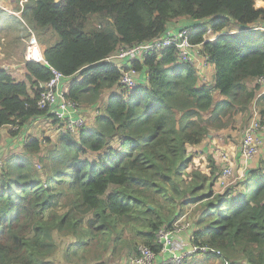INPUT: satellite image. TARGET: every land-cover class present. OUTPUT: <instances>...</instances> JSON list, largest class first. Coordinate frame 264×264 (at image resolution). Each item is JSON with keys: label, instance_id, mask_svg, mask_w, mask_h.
Masks as SVG:
<instances>
[{"label": "trees", "instance_id": "trees-1", "mask_svg": "<svg viewBox=\"0 0 264 264\" xmlns=\"http://www.w3.org/2000/svg\"><path fill=\"white\" fill-rule=\"evenodd\" d=\"M257 3L264 0L27 1L23 16L44 61H27L24 81L0 68V130L16 139L33 119L60 124L38 106L53 70L71 80L68 100L100 109L78 134H60L43 174L35 166L43 143L35 138L2 161L0 264H57V256L77 264L81 251L106 264L107 254L122 260L140 245L158 253L157 232L193 207L190 242L208 254L188 264H202L197 256L204 264H264V150L247 161L234 144L216 143L206 165L195 164L206 142L247 126L255 103L264 124V96L257 100L264 32L252 30L264 23V7ZM183 19L200 23L189 28L190 40L210 57L212 83L166 48L130 62L138 86H121V67L108 58ZM209 29L230 34L207 42ZM230 165L234 179L222 190ZM126 229L136 237L131 243Z\"/></svg>", "mask_w": 264, "mask_h": 264}, {"label": "built area", "instance_id": "built-area-1", "mask_svg": "<svg viewBox=\"0 0 264 264\" xmlns=\"http://www.w3.org/2000/svg\"><path fill=\"white\" fill-rule=\"evenodd\" d=\"M3 7L0 4V10ZM252 30L264 32V23H258ZM220 35L215 34L209 37L207 41L212 42ZM35 43V42H34ZM166 48H175L178 51V57L183 63L193 67L203 83H209L208 71L212 65L210 57L203 52L202 45H194L190 40L188 29H182L178 32H167L151 42L142 43L130 47H122L118 52L108 58V61L114 62L121 67L122 77L119 84L128 90H134L138 86L139 74L127 64L147 57L148 55ZM26 59L28 62L44 61L42 52L37 43L29 45ZM124 62L126 64H124ZM64 76L53 70V78L45 85H41L42 93L38 102L41 110H48L62 125L64 131L76 135L86 126V120L83 116V108L77 102L66 98V91L61 88V82ZM257 83L260 85V92L257 100L264 96V77ZM99 113V112H98ZM12 130H19L18 126L11 127ZM240 149L245 160L256 158L263 149L262 135L264 133V124L260 112L253 107V114L247 126L241 129ZM222 157L228 160V157L221 152ZM0 162V166H1ZM234 179L233 165L225 167L221 176L219 187L224 190L232 184ZM188 214L180 217L179 221L174 222L169 228H161L157 234L158 244L161 245L160 252H155L147 246L140 245L137 253L128 258L118 260L115 264H188L190 258L198 254H208L206 248H197L189 252L177 254L174 249L173 237L190 230L192 227ZM179 219V218H178ZM220 254V253H219Z\"/></svg>", "mask_w": 264, "mask_h": 264}, {"label": "crops", "instance_id": "crops-1", "mask_svg": "<svg viewBox=\"0 0 264 264\" xmlns=\"http://www.w3.org/2000/svg\"><path fill=\"white\" fill-rule=\"evenodd\" d=\"M27 1L28 0H0V4L3 7V9L0 10V68H4L5 70H7L13 78L19 81L25 80L26 72H25L24 65L27 62V59H26V54L28 50L27 48L29 47V45L32 44V42L37 43L38 46L40 47L36 39V36L33 34L29 35L30 31H28L27 29V25L25 23V19L23 16ZM191 24H194L191 20L189 21L187 19H183L177 23H173L170 27L171 29L169 30V32H178L182 29L187 28L188 25H191ZM191 27H188V28H191ZM212 35H214L213 32H212ZM17 46H20L21 49L17 50L16 48ZM40 49L42 52L41 47ZM124 64L126 63L124 62ZM213 75H214V67H211V69H209L208 71L210 84L213 81V78H212ZM70 82H71L70 79L63 80L61 82V88H63L64 91H67L70 85ZM89 109L83 108L82 110L83 114L87 112ZM41 123L46 126L49 125L51 127L50 124H52V121L50 119H47V117H39L37 119H33L26 125V127L21 132V135L16 139L10 136V131H11L10 128H4L0 130V135L4 134L6 136V138L4 139V144L0 143V162L1 164H2V161L6 160L7 156L5 155L9 151V148H8L9 146H11L12 149L14 150L19 149L23 153L22 144H23L24 139L26 138L34 139L35 138L39 140L38 138L39 136H37L39 135L38 128H37L39 126H36V125H41ZM88 124L89 122L86 121V126ZM59 125L61 124H57V125L53 124V126H59ZM63 130L64 129L62 127L61 129L56 130V131H55V128H53L52 134L55 135L57 133L60 135L63 132ZM227 132L229 134L230 130L223 131L219 133L218 135L220 137L222 136L223 133L225 134ZM262 139H263V149L262 150H264V133L262 135ZM216 143L219 144L217 138L214 139L212 142H206L202 147L197 149V151L199 152V155H196V159H195L196 166L206 165L205 163L206 155L209 152V148L213 147ZM219 145H222V143ZM224 148H225V144H224ZM236 157H238V154ZM251 166L253 167L254 164ZM186 212L185 214L189 215L190 212L188 211ZM192 236H193V232L190 230H187L183 232L182 234H179L173 237L174 249L177 254H180L183 252H189L193 249L192 243L190 242ZM198 257L203 258V256H197L196 260H198Z\"/></svg>", "mask_w": 264, "mask_h": 264}, {"label": "rangeland", "instance_id": "rangeland-1", "mask_svg": "<svg viewBox=\"0 0 264 264\" xmlns=\"http://www.w3.org/2000/svg\"><path fill=\"white\" fill-rule=\"evenodd\" d=\"M264 7V3H257V8H263ZM188 20V19H187ZM190 21V20H189ZM192 21V20H191ZM210 20H208L207 22H209ZM194 24H191L192 25V27H194V26H196V25H200V23H197V22H194V21H192ZM211 22V24H213L215 21H210ZM190 24V23H189ZM191 25H188V27H191ZM188 27L186 28V29H188ZM189 30V29H188ZM212 30L211 29H209V31H208V34H207V36H206V38H209V37H212ZM189 33H190V31H189ZM217 34H219V35H222V34H230V33H228L227 32V30H225V31H223L222 33H217ZM31 44V43H30ZM32 44H35L34 42H32ZM31 44V45H32ZM41 47V46H40ZM17 48V50H20L21 49V47L20 46H17L16 47ZM28 49V48H27ZM27 55V54H26ZM8 69V68H7ZM210 84V83H209ZM84 109H89V108H84ZM99 109H100V105L99 104H97V106H95L94 108H91V109H89L87 112H85L83 115L85 116V119H86V121H88L89 122V126L94 122V118H95V116L98 114V111H99ZM88 114V115H87ZM92 116V117H91ZM91 117V118H90ZM51 125V127L48 125V126H46V125H44V124H42L41 123V125H36V126H39V127H37L38 128V132H39V135H37V136H39L38 138H39V140H41V142L43 143V150H42V152H41V154L40 155H38V156H36V160H35V166H36V170L40 173V174H43L44 173V165H45V162H46V160H47V157H48V155L50 154V153H52V152H54L55 150H57L58 148H57V146H56V139H58L59 138V134H55V135H53L52 134V132H53V128H55V131L56 130H59V129H61V125H59V126H53V124H50ZM239 126H240V124L237 126V129H235V131H234V133L232 134V136H230L229 134H228V132L227 133H223L222 134V136H218L217 137V140H218V142H219V144H226V145H230V144H234L236 147H239L240 148V141H241V129H238L239 128ZM64 131V130H63ZM36 136V137H37ZM6 138V136L4 135V134H2V135H0V143L1 144H4V139ZM27 139V138H26ZM228 139V140H227ZM48 140H53V141H51V142H49ZM56 147V148H55ZM214 147V146H213ZM219 145H216V148L214 149V148H212V150L214 151V153L215 152H217V151H219ZM9 148V151H8V153L5 155V156H7L8 155V157L10 156V155H17V154H19L20 152H21V150H19V149H16V150H14V149H12V147L11 146H9L8 147ZM196 161V160H195ZM2 166V165H1ZM1 166H0V168H1ZM219 190V189H218ZM190 209H193V210H190ZM195 209L196 208H187L186 210H188V212H190L189 213V215H187V218L188 219H190L191 218V222L193 223V221H194V211H195ZM187 213V212H186ZM185 214V213H184ZM190 217V218H189ZM180 220V218L179 219H177L176 221H179ZM175 221V222H176ZM136 239V237H135V235L131 232V231H129L128 229H126V231H125V234H124V240H126L128 243H131V242H133L134 240ZM69 243H70V240H69ZM120 256H122V255H120ZM79 257V258H78ZM77 258H76V263L77 264H96V262H93L92 260H91V258L89 257V255H87V253H84V251H81L80 253H79V256H78ZM119 257V256H118ZM83 258V259H82ZM120 258H113V255L112 254H107V256L105 257V262H106V264H115L118 260H119ZM56 260H57V264H68L65 260H64V258H63V256H57L56 257ZM202 260V258L201 257H198V261H200V263H202V264H204V261L205 260H203V261H201ZM212 264H218V262H214V263H212Z\"/></svg>", "mask_w": 264, "mask_h": 264}, {"label": "clouds", "instance_id": "clouds-1", "mask_svg": "<svg viewBox=\"0 0 264 264\" xmlns=\"http://www.w3.org/2000/svg\"><path fill=\"white\" fill-rule=\"evenodd\" d=\"M189 29V28H188ZM207 36V35H206ZM206 36H205V40L207 41L209 38H206ZM208 42V41H207ZM213 42V41H212ZM213 67V66H212ZM83 108V107H82ZM63 128V127H62Z\"/></svg>", "mask_w": 264, "mask_h": 264}, {"label": "water", "instance_id": "water-1", "mask_svg": "<svg viewBox=\"0 0 264 264\" xmlns=\"http://www.w3.org/2000/svg\"><path fill=\"white\" fill-rule=\"evenodd\" d=\"M248 172H249V171H248ZM248 172H247V173H248Z\"/></svg>", "mask_w": 264, "mask_h": 264}]
</instances>
